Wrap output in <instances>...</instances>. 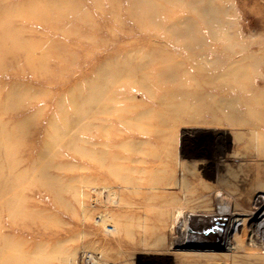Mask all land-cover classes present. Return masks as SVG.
I'll return each mask as SVG.
<instances>
[{"label": "rangeland", "instance_id": "obj_1", "mask_svg": "<svg viewBox=\"0 0 264 264\" xmlns=\"http://www.w3.org/2000/svg\"><path fill=\"white\" fill-rule=\"evenodd\" d=\"M162 201L264 241V0H0V264H170Z\"/></svg>", "mask_w": 264, "mask_h": 264}, {"label": "bare ground", "instance_id": "obj_2", "mask_svg": "<svg viewBox=\"0 0 264 264\" xmlns=\"http://www.w3.org/2000/svg\"><path fill=\"white\" fill-rule=\"evenodd\" d=\"M167 176L169 177L168 174L162 176L160 181L162 184L161 186L168 184L166 180ZM169 195L170 198H173V194L170 193ZM144 211L145 213L150 215L148 219L149 222H145L144 224H142L144 226L143 233L141 234V240L142 245L145 248L149 247L150 250L158 252V250L166 248L169 240L173 238V235L179 233L174 239V246H178L179 248L192 247L193 249V251H176L164 254V257L168 258L170 264H240L239 260L241 259V256H247L252 254L250 252L243 251V247L247 244L245 243V240L250 233H232L234 232V229L232 227L234 224H238L237 222H235L234 224H228L230 228L229 230L227 229V233H213V231L210 230L213 234V236H210L206 235L208 233L196 232L193 229L196 223L193 222L192 224H189L190 218H187L185 215H182L180 213V208L175 207L174 205H172V203L162 201L161 204L158 206L144 208ZM137 218L138 217L135 216L129 218V231H132V228L135 225L134 223H137ZM176 219L177 223L179 221H181V223L183 222V228H177V223L174 224V220ZM114 228L115 227L113 226L112 230H114ZM259 232L260 231L256 229V234L250 238L252 243L250 245H247L251 247H257L259 244L261 245L264 243L263 240L259 241L258 239L257 234ZM218 245L222 246L225 251L221 253L215 250L203 249L205 247H215ZM152 253L156 254L154 252ZM241 262H243V260Z\"/></svg>", "mask_w": 264, "mask_h": 264}]
</instances>
